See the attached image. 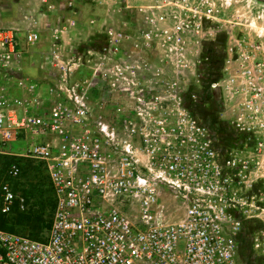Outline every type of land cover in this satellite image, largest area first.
Listing matches in <instances>:
<instances>
[{
  "label": "built area",
  "instance_id": "built-area-1",
  "mask_svg": "<svg viewBox=\"0 0 264 264\" xmlns=\"http://www.w3.org/2000/svg\"><path fill=\"white\" fill-rule=\"evenodd\" d=\"M72 3L68 1L69 7ZM163 21L159 16L154 22ZM184 30L178 22L162 32L172 44L181 41ZM17 32L0 30L2 70L14 66ZM104 35V45L73 50L63 59L58 30L51 29L55 41L48 52L59 84L46 90L47 111H35V81L18 77L13 85L0 86V156L24 141V151L15 155L41 163L55 200L44 240L0 229V264H264V206L241 191L248 162L226 156L220 139L199 147L197 138L191 139L195 144L185 149L181 127L167 123L168 114L158 104L176 99L170 94L176 83L168 84L160 74L144 77L150 66L131 60L129 51L120 48L122 34L108 27ZM40 39L36 29L21 36L29 46ZM85 66L92 73L77 81ZM209 66L213 93L232 85L234 77L223 64ZM239 69L247 84L249 69L244 62ZM255 71L250 89L227 91L244 96L227 129L251 135L258 149L264 135V95L256 87L262 81L260 65ZM98 84L102 90L95 89ZM11 88L30 95H16ZM91 101L122 103L105 113L95 111ZM190 127L197 136L201 133L194 121ZM19 172L15 163L6 171L12 179ZM160 187L184 205L181 221H166ZM15 199L11 185L0 182V213H10Z\"/></svg>",
  "mask_w": 264,
  "mask_h": 264
},
{
  "label": "rangeland",
  "instance_id": "rangeland-1",
  "mask_svg": "<svg viewBox=\"0 0 264 264\" xmlns=\"http://www.w3.org/2000/svg\"><path fill=\"white\" fill-rule=\"evenodd\" d=\"M68 1L0 0V30L17 29L19 33L18 55L11 69L0 68V86L13 85L14 77L25 76L34 80L41 78L48 87H58V72L50 64L48 52L54 38L50 36L47 44L46 36H43L38 48V43L31 46L23 44L21 36L32 29L46 34L50 28H62L65 21L71 19L70 25L77 26L78 31L71 30L73 36H70V31H63L57 38L65 59L73 50L81 52L106 43V35L87 36L85 26L81 32L80 24L98 21L106 12L100 5H109L107 25L122 34L120 48L129 51L131 60L150 66L149 71L143 72L144 77L153 78L160 74L168 84L176 83L172 86L175 92L170 94L175 93L181 99L175 96L176 99L158 104L168 114L167 123L181 127L182 140L187 145L185 149L191 150L194 143L191 139L197 138L198 147L206 146L209 139L224 141L222 146L225 149L221 148V151L226 156L247 161L250 165L241 191H246L249 201L252 199L264 206V135L260 140L262 147L256 149V139L251 135L235 134L227 129L244 97L229 95L227 91L240 86L250 89L249 80H256L257 65L263 73L262 81L256 87L264 95V0H72L71 7ZM159 16H163L164 21L154 22ZM72 18H75L74 22ZM178 22L185 30L181 41L171 44L165 40L162 31H170ZM41 49L44 51L40 52ZM240 62H244L250 71L251 78L247 84L240 79ZM222 64L225 73L234 77V81L231 86L221 85L213 93L207 82L211 72L209 65ZM91 73L85 66L77 73L76 80L84 81ZM94 87L98 90L103 88L99 84ZM44 94L41 95L43 100L38 99L39 111L49 108L50 103ZM120 103L106 101L102 106L100 101H91L90 105L95 111L110 113ZM179 111L183 116L178 115ZM119 118L122 120L121 116ZM192 121L201 129L198 136V131L190 127ZM25 147L24 141L15 143L8 150L11 154L0 157L1 166L12 161L20 165V177L15 184L16 199L13 209L4 215L5 226L12 233L30 239L46 238L52 217L50 185L41 163L15 155L23 152ZM158 196L166 221H181L184 205L173 197L172 191L160 187Z\"/></svg>",
  "mask_w": 264,
  "mask_h": 264
},
{
  "label": "crops",
  "instance_id": "crops-1",
  "mask_svg": "<svg viewBox=\"0 0 264 264\" xmlns=\"http://www.w3.org/2000/svg\"><path fill=\"white\" fill-rule=\"evenodd\" d=\"M104 4H107V3H104ZM100 6H102L103 8H104V11H106V12H104V14H103V16L102 17H100L99 18V20L97 21V20H93V22H87V23H85V24H80V25H82V27H81V32H83V27L86 29V34H87V36H89V35H91V34H104V29L107 27H109V25H107V19H106V15H107V13L111 10V6L109 7V5H100ZM105 16V17H104ZM104 17V18H103ZM74 19L75 18H72V20H73V22H74ZM103 19V20H102ZM70 21H71V19L70 20H68V21H65L66 22V24L65 25H63L62 26V28H57V30H58V38L59 37H61L62 35V33H63V31H65V32H69V34H70V36L72 35L73 36V34H72V31L71 30H75V31H78L77 30V26H71L70 25ZM39 30V29H38ZM40 31V30H39ZM41 32V31H40ZM43 36H46V42H47V44L49 43V41H50V36H51V28H50V30L49 31H46V34L45 33H42L41 32V39L43 38ZM49 36V37H48ZM74 37H75V34H74ZM40 39V40H41ZM24 44V43H23ZM39 44L40 43H38V48L39 47H41V46H39ZM45 49V48H44ZM44 49H41L40 50V52L41 51H44ZM33 74H35V72H32V75ZM18 76H20L19 74H18ZM21 77H25V76H21ZM28 79H31L32 81H35V83H36V85H37V89H38V91H36V94L38 95V99L39 100H43L44 99V97H41V95L42 94H44L45 92H46V90H47V88L46 87H44V86H49V85H47L48 83L47 82H44L41 78H35V80H34V78H29V77H27ZM14 80H16V78L14 77ZM43 92H42V91ZM13 93L14 94H18V95H24V96H26V95H30V93L29 92H26V91H24V90H20V89H13ZM45 95V98H47V99H49L50 98V96L47 94V92H46V94H44ZM48 102V101H47ZM39 108H37V107H35V111H37ZM39 111V110H38Z\"/></svg>",
  "mask_w": 264,
  "mask_h": 264
},
{
  "label": "trees",
  "instance_id": "trees-1",
  "mask_svg": "<svg viewBox=\"0 0 264 264\" xmlns=\"http://www.w3.org/2000/svg\"><path fill=\"white\" fill-rule=\"evenodd\" d=\"M5 156H7V155H1L0 157H5ZM13 163L17 164L18 167H19V170H20V165H19V163L15 162V161H12V162L9 163V164H8L7 162L2 163V166L0 165V175H1V174H4V172H5V174L3 175V177L0 176V182H8V183L11 185V189H12V191H13L14 194L16 195V188H15L16 185H15V184H18L16 181H17V180L19 179V177H20V172H19L18 177H17V178H14V179L8 177V175H7V173H6L8 167H9L11 164H13ZM49 185H50V184H49ZM50 192H51V195H52V208H51V216H52V215H53V211H54L55 200H54L53 191H52V189H51V186H50ZM12 209H13V208H12ZM12 209H11V210H12ZM4 215H6V214H1V213H0V229L5 230V231H7V232H11V230H7V226H5ZM51 219H52V217H51ZM50 223H51V221H50ZM49 227H50V225H49ZM44 239H45V238H41V239H33V240H44Z\"/></svg>",
  "mask_w": 264,
  "mask_h": 264
}]
</instances>
